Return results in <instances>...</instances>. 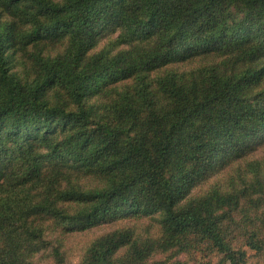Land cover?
Here are the masks:
<instances>
[{
  "label": "trees",
  "instance_id": "16d2710c",
  "mask_svg": "<svg viewBox=\"0 0 264 264\" xmlns=\"http://www.w3.org/2000/svg\"><path fill=\"white\" fill-rule=\"evenodd\" d=\"M105 226L78 264H264V0H0V264Z\"/></svg>",
  "mask_w": 264,
  "mask_h": 264
},
{
  "label": "rangeland",
  "instance_id": "374dc122",
  "mask_svg": "<svg viewBox=\"0 0 264 264\" xmlns=\"http://www.w3.org/2000/svg\"><path fill=\"white\" fill-rule=\"evenodd\" d=\"M13 64H15L13 62ZM109 227L95 228L87 232H80L73 234L66 238V248L68 250V256L66 262L63 264H78L82 257V250L87 243L97 234L107 230ZM250 258L248 264H261V260H257L252 256L253 252L249 250ZM40 264H53L52 260L45 259Z\"/></svg>",
  "mask_w": 264,
  "mask_h": 264
}]
</instances>
